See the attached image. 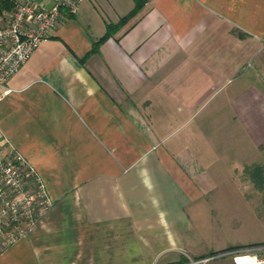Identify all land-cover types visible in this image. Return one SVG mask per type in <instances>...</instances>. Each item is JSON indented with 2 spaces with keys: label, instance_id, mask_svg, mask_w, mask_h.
<instances>
[{
  "label": "crops",
  "instance_id": "1",
  "mask_svg": "<svg viewBox=\"0 0 264 264\" xmlns=\"http://www.w3.org/2000/svg\"><path fill=\"white\" fill-rule=\"evenodd\" d=\"M144 1L83 0L0 87L53 202L0 264H187L264 185V0Z\"/></svg>",
  "mask_w": 264,
  "mask_h": 264
},
{
  "label": "built area",
  "instance_id": "2",
  "mask_svg": "<svg viewBox=\"0 0 264 264\" xmlns=\"http://www.w3.org/2000/svg\"><path fill=\"white\" fill-rule=\"evenodd\" d=\"M0 18V87L29 59L39 43L53 36L60 16L74 14L83 0H8ZM46 3H48L46 5ZM43 181L25 157L0 133V252L26 235L53 204ZM230 256L233 264H264V242L220 250L187 264Z\"/></svg>",
  "mask_w": 264,
  "mask_h": 264
},
{
  "label": "rangeland",
  "instance_id": "3",
  "mask_svg": "<svg viewBox=\"0 0 264 264\" xmlns=\"http://www.w3.org/2000/svg\"><path fill=\"white\" fill-rule=\"evenodd\" d=\"M7 12L8 10L2 11L0 18H5ZM251 172L252 170H247V173ZM247 173L245 179L242 176L239 178L244 182L241 187L245 190V197L240 200L230 198L222 203L226 217H222L223 224L212 234L214 245L223 247V250L264 242V185H254ZM230 258V256L221 257L209 264Z\"/></svg>",
  "mask_w": 264,
  "mask_h": 264
},
{
  "label": "trees",
  "instance_id": "4",
  "mask_svg": "<svg viewBox=\"0 0 264 264\" xmlns=\"http://www.w3.org/2000/svg\"><path fill=\"white\" fill-rule=\"evenodd\" d=\"M144 0H134V7L133 9L127 14L125 15V17L123 16V18L121 19L120 22H122L123 20H126L127 18L131 17L133 14H135L144 4ZM11 2H9L8 0H0V13L4 10H9L11 8ZM109 31L107 30L105 35H108Z\"/></svg>",
  "mask_w": 264,
  "mask_h": 264
}]
</instances>
